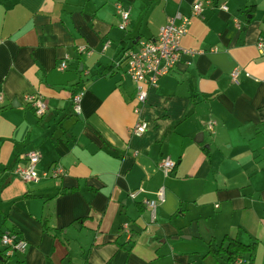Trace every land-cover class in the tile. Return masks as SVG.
<instances>
[{"label": "crops", "instance_id": "0c3cea01", "mask_svg": "<svg viewBox=\"0 0 264 264\" xmlns=\"http://www.w3.org/2000/svg\"><path fill=\"white\" fill-rule=\"evenodd\" d=\"M195 1L0 0V236L29 244L8 255L0 242V264H230L215 253L225 237L256 242L251 264H264V0H214L192 16ZM178 13L192 16L181 57L141 105L115 62ZM28 93L46 100L43 117ZM139 119L148 127L135 136ZM29 151L40 174L63 173L18 178ZM161 188L151 223L141 202Z\"/></svg>", "mask_w": 264, "mask_h": 264}, {"label": "built area", "instance_id": "2783aa9c", "mask_svg": "<svg viewBox=\"0 0 264 264\" xmlns=\"http://www.w3.org/2000/svg\"><path fill=\"white\" fill-rule=\"evenodd\" d=\"M214 4V0H196L192 5V16L201 15L205 6H213ZM218 7L225 12L229 10L226 4H221ZM118 13L122 20L119 28L125 30L130 18V10L118 6ZM191 17L178 13L168 18L167 22L160 27L157 36L148 40H139L136 48L123 51L120 58L115 62V68L122 69L135 83L136 98L141 105L145 104L149 89L155 88L162 77L170 74L175 69L183 52L181 41L188 33ZM235 23L237 28L241 29L240 23L238 21ZM257 47L262 57H264V38L258 41ZM107 48L108 44H105L104 50ZM85 50L86 48H82L81 51ZM66 68L67 62L64 61L60 64L59 69L63 71ZM240 72V68H235L232 71L231 77L233 82H239ZM84 95L85 92L80 90L72 96V107L76 116H81L82 114ZM4 99V94L0 92V105L3 104ZM24 100L27 105L31 106L37 117L41 118L47 113V102L40 94H25ZM141 110L137 108L136 114L140 116ZM147 127L148 124L139 119L133 129V134L135 136H142L146 132ZM40 157L41 155L37 151H29L23 154L22 159H25L28 164L25 167L17 166L14 170L15 176L26 182H35L41 177H58L63 173L61 168L54 167L51 172L40 174L37 169ZM175 167L176 163L171 158H166L159 164V169L165 176H169ZM165 192V188H161L156 192L154 198H144L141 202L150 212L151 223L156 222L158 208L165 202ZM141 193H144L141 189L134 191L130 194V197L135 200ZM123 229L125 232L130 233L129 225L125 224ZM0 242L7 249L8 255L16 252L24 254L29 246L26 240L13 232L3 233ZM241 262V260H238L236 263L241 264Z\"/></svg>", "mask_w": 264, "mask_h": 264}, {"label": "trees", "instance_id": "16d2710c", "mask_svg": "<svg viewBox=\"0 0 264 264\" xmlns=\"http://www.w3.org/2000/svg\"><path fill=\"white\" fill-rule=\"evenodd\" d=\"M256 246V242L250 245H245L240 243L238 240L225 237L222 245L217 248L215 253H225L227 256V261L230 264H235L238 260L242 261L241 264H251L252 257L256 252ZM246 254H249L248 259L244 257Z\"/></svg>", "mask_w": 264, "mask_h": 264}]
</instances>
